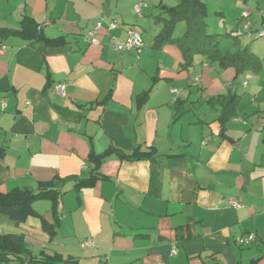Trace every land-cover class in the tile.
Masks as SVG:
<instances>
[{
	"label": "crops",
	"instance_id": "1",
	"mask_svg": "<svg viewBox=\"0 0 264 264\" xmlns=\"http://www.w3.org/2000/svg\"><path fill=\"white\" fill-rule=\"evenodd\" d=\"M203 1L207 13L208 2L223 7ZM179 2L0 0V194L55 179L64 191L52 238L43 226L55 223L49 200L34 202L40 217L21 223L0 215V235L20 237L33 258L264 264V49L256 54L253 41L220 25L213 34L238 37L237 47L249 46L258 69L224 67L201 55L187 64L178 46L155 47L154 18ZM25 18L52 42L19 35ZM113 21L118 28L111 31ZM98 22L99 45L92 46L84 36ZM130 28L142 39L149 33L139 58L111 47ZM184 30L178 24L174 36ZM233 37L221 39L219 48L229 42L221 54L235 52ZM57 84L66 86L65 97L53 91ZM227 97L231 116L221 123L219 100ZM137 149L150 156L128 161L113 153ZM92 154L110 158L90 186L75 190L91 177ZM249 234L255 242L239 246ZM87 239L94 248L81 247Z\"/></svg>",
	"mask_w": 264,
	"mask_h": 264
},
{
	"label": "trees",
	"instance_id": "2",
	"mask_svg": "<svg viewBox=\"0 0 264 264\" xmlns=\"http://www.w3.org/2000/svg\"><path fill=\"white\" fill-rule=\"evenodd\" d=\"M207 8L203 0H180V2L173 7H164L163 14L155 17V24L158 25V34L155 37V47H160L163 44H174L180 48L186 63H190L194 55H201L211 62H220L224 67L239 65L241 69L256 68L254 62L258 58L251 52L248 45L237 47L238 37H233L231 34H210L207 32L206 25ZM184 23L185 30L179 37L174 36L175 29L178 24ZM261 30V29H259ZM258 30V31H259ZM19 35L32 41H44L51 43L52 41L44 38L40 34V27L36 25L31 19L25 18L20 23ZM233 37L236 42L234 46L236 50L234 53L221 54L219 44L221 39ZM253 41V38H248ZM252 61V62H251ZM148 93V92H147ZM147 93L145 95L147 96ZM220 99L222 106L220 121L224 123L231 114H229V107L232 106L233 98ZM227 102L224 104V101ZM3 152L0 150V156ZM121 160H142L150 156V153H142L139 149L135 150L131 155H125L117 151L113 152ZM110 158L106 155H90V161L95 165L91 171V177L87 181L77 182L74 189L77 190L82 187L91 185V181L97 178V170L101 163ZM59 179H55L50 183L39 184L35 190L23 187L16 188L6 194H0V215L13 221L15 223L24 222L29 217H40L33 211L32 205L39 200H49L52 205V211L55 217L53 226L44 224L45 230L49 237L55 235V227L58 225L59 216L57 208L60 198L64 195L59 185ZM62 259L59 255L42 256L35 259L27 250L22 239L13 235H0V264H62Z\"/></svg>",
	"mask_w": 264,
	"mask_h": 264
},
{
	"label": "rangeland",
	"instance_id": "3",
	"mask_svg": "<svg viewBox=\"0 0 264 264\" xmlns=\"http://www.w3.org/2000/svg\"><path fill=\"white\" fill-rule=\"evenodd\" d=\"M166 2H171V0H166ZM218 3L223 5L220 10L212 3H207L206 24L208 25V32L212 34L217 33L216 30L218 29L214 28L220 25L222 32L228 30V32L238 35L243 41L247 38L244 26L250 23L249 28H251V35H253L252 49L259 55L260 48L264 49V38H258V30L264 28V0H218ZM216 12L222 13V15H216ZM243 13H247L248 18H244ZM262 21L263 24L261 25ZM142 27L145 29V26ZM253 28H257L258 30H254ZM148 35L149 33L143 32V39H147ZM227 45H229V42L223 41L220 48L225 50L228 47Z\"/></svg>",
	"mask_w": 264,
	"mask_h": 264
},
{
	"label": "built area",
	"instance_id": "4",
	"mask_svg": "<svg viewBox=\"0 0 264 264\" xmlns=\"http://www.w3.org/2000/svg\"><path fill=\"white\" fill-rule=\"evenodd\" d=\"M143 7H144L143 1H141L140 3L134 6V11L138 17H141ZM243 17L248 18V14L243 13ZM249 26H250V23H247L244 26V31L246 32L248 38H252L253 35H251L252 32H249L250 31ZM116 28H118V23L116 21H113L109 25V30L112 31V30H115ZM100 29H101V23L98 22L94 25V27H92L90 30H88L85 33V36H84L85 42H87L88 44L92 46L99 45L98 36H99ZM258 38H264V28L258 31ZM111 47L117 52H132L136 56V58H139L144 48L141 32L137 28H130L127 31L126 38L122 41H116L112 43ZM4 49H5L4 46L0 48V55L3 53ZM244 85H246V82H244ZM53 91L57 95L61 97H65L66 86L63 84H57L53 87ZM173 93H176V91H173ZM3 107H4V104L0 103V108L2 109ZM232 205L235 207H239L236 203H232ZM254 242H255V235L253 234H249V235H246L244 237L237 239V244L241 247L249 246L253 244ZM81 247L82 248H89V247L94 248L95 245L92 243L90 239H87L81 243Z\"/></svg>",
	"mask_w": 264,
	"mask_h": 264
}]
</instances>
